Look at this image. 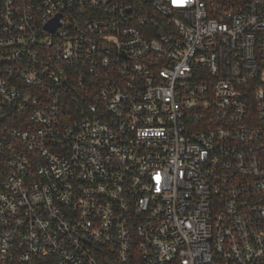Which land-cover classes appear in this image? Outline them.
Wrapping results in <instances>:
<instances>
[{
  "label": "built area",
  "instance_id": "obj_1",
  "mask_svg": "<svg viewBox=\"0 0 264 264\" xmlns=\"http://www.w3.org/2000/svg\"><path fill=\"white\" fill-rule=\"evenodd\" d=\"M0 264H264V0H0Z\"/></svg>",
  "mask_w": 264,
  "mask_h": 264
},
{
  "label": "water",
  "instance_id": "obj_2",
  "mask_svg": "<svg viewBox=\"0 0 264 264\" xmlns=\"http://www.w3.org/2000/svg\"><path fill=\"white\" fill-rule=\"evenodd\" d=\"M57 24H58V20H57V18H56L55 20H53L52 22H50V23L47 25V27H48L49 29L53 30V29L56 27Z\"/></svg>",
  "mask_w": 264,
  "mask_h": 264
},
{
  "label": "snow or ice",
  "instance_id": "obj_3",
  "mask_svg": "<svg viewBox=\"0 0 264 264\" xmlns=\"http://www.w3.org/2000/svg\"><path fill=\"white\" fill-rule=\"evenodd\" d=\"M174 6H183L185 0H172Z\"/></svg>",
  "mask_w": 264,
  "mask_h": 264
}]
</instances>
